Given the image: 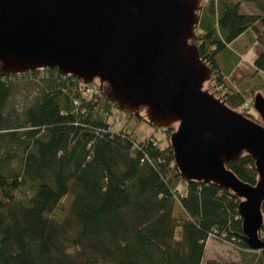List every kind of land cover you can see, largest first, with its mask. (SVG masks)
I'll return each instance as SVG.
<instances>
[{
	"label": "trees",
	"instance_id": "1",
	"mask_svg": "<svg viewBox=\"0 0 264 264\" xmlns=\"http://www.w3.org/2000/svg\"><path fill=\"white\" fill-rule=\"evenodd\" d=\"M246 31L262 50L252 70L236 76L241 55L230 44ZM195 35L213 68L205 87L260 121L243 105L264 94V0H202ZM19 82L40 92L12 116L4 111ZM87 84L50 67L0 74V264H218L203 260L213 234L238 245L245 264H264L263 250L243 238L234 192L180 176L169 141L176 123L163 128L164 143L137 137L129 121L146 119L144 110H120L105 83ZM226 165L256 182L249 154ZM262 212L264 240V200Z\"/></svg>",
	"mask_w": 264,
	"mask_h": 264
},
{
	"label": "water",
	"instance_id": "2",
	"mask_svg": "<svg viewBox=\"0 0 264 264\" xmlns=\"http://www.w3.org/2000/svg\"><path fill=\"white\" fill-rule=\"evenodd\" d=\"M201 7L202 0H0V74L55 68L105 83L118 109L144 110L153 126L176 123L169 141L180 176L234 192L243 238L264 254V94L253 97L259 122L203 87L213 68L195 41ZM244 153L254 159V184L226 165Z\"/></svg>",
	"mask_w": 264,
	"mask_h": 264
},
{
	"label": "rangeland",
	"instance_id": "3",
	"mask_svg": "<svg viewBox=\"0 0 264 264\" xmlns=\"http://www.w3.org/2000/svg\"><path fill=\"white\" fill-rule=\"evenodd\" d=\"M246 37L247 36H242L239 39L240 44L238 45L237 48L240 50L241 57L242 54H244L243 55L244 58H243V62L239 64V68L236 67L237 69L233 70V74L236 76H240L244 72L251 71L252 68L250 67V64L247 63V61L251 62L261 48V46L256 41H253L251 44H249ZM244 42L247 43L245 47L243 46ZM246 47L248 48L249 51H247ZM206 84L207 82L203 85L204 88H206L205 87ZM39 92H40V87L38 84L36 83L28 84L25 82H19L18 85L15 86L13 93L8 98L4 112L9 113L12 116L20 115L25 105L29 104L35 98V96L39 94ZM247 101H251V100H247ZM254 114L258 115V112L255 111ZM258 117H259L258 119L260 120L259 115ZM129 124H131V126L133 127V130L137 137L143 138L153 134L156 138L160 140V142L164 143L166 141V131H164L162 127H155L151 125L146 119H141V118H139L138 120L130 119ZM120 125L121 122H115L114 128H117ZM19 163H20V159L18 157L12 161V165H18ZM241 250L242 249L233 242L211 236L206 242L205 256L203 260L206 261L208 259H212L218 262V264H223L225 262H233V261H235L237 264H245L242 260ZM101 264H112V263L103 262Z\"/></svg>",
	"mask_w": 264,
	"mask_h": 264
},
{
	"label": "crops",
	"instance_id": "4",
	"mask_svg": "<svg viewBox=\"0 0 264 264\" xmlns=\"http://www.w3.org/2000/svg\"><path fill=\"white\" fill-rule=\"evenodd\" d=\"M245 5V8L246 9H249V10H253V11H256L257 10V8H256V6L252 3V2H245L244 3ZM242 36H247L246 38H247V40H248V43L249 44H251L252 42H253V40L251 39V34L249 33V32H243L242 34H240L235 40H233V42H231V47L235 50V51H237V52H239L240 53V50L237 48L238 47V45L240 44V42H239V39L242 37ZM246 40V41H247ZM258 43V42H257ZM244 44V45H243ZM242 45L245 47L246 45H247V43L246 42H244ZM259 44V43H258ZM235 45V46H234ZM260 45V44H259ZM261 46V45H260ZM246 49H247V51H249L248 50V48L246 47ZM262 50V47L260 48V50H259V52ZM244 51H245V48H244ZM247 51H246V53H247ZM259 52L256 54V56L259 54ZM244 53V52H243ZM244 54H242V57H241V59L239 60V62L237 63V65L235 66V68L234 69H237V68H239V64H241L242 62H243V58H244V56H243ZM255 56V57H256ZM255 57H254V59H255ZM254 59L250 62V61H247V63H249L250 64V67L251 68H253V61H254ZM237 67V68H236ZM233 69V70H234ZM252 70V69H251ZM245 73V72H244ZM243 73V74H244Z\"/></svg>",
	"mask_w": 264,
	"mask_h": 264
},
{
	"label": "built area",
	"instance_id": "5",
	"mask_svg": "<svg viewBox=\"0 0 264 264\" xmlns=\"http://www.w3.org/2000/svg\"><path fill=\"white\" fill-rule=\"evenodd\" d=\"M41 68H42V67H41ZM39 69H40V68H39ZM83 92H84L85 96H87V97H91V96L94 95L95 87L91 86L90 84H87V85L85 86V88L83 89ZM74 102H76V100H75ZM243 107H245V108H247V109H248V108H253V107H252V103H251V101L244 102ZM140 141H141V140H140ZM139 144H140V142L138 143L137 146H139ZM213 236H215V234H213ZM216 237H217V236H216ZM217 238H222V236H219V237H217Z\"/></svg>",
	"mask_w": 264,
	"mask_h": 264
}]
</instances>
